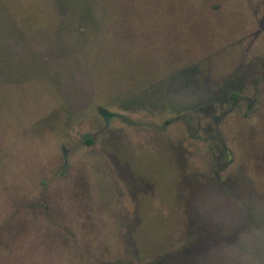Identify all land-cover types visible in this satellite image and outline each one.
<instances>
[{"label": "rangeland", "instance_id": "rangeland-1", "mask_svg": "<svg viewBox=\"0 0 264 264\" xmlns=\"http://www.w3.org/2000/svg\"><path fill=\"white\" fill-rule=\"evenodd\" d=\"M0 264H264V0H0Z\"/></svg>", "mask_w": 264, "mask_h": 264}]
</instances>
